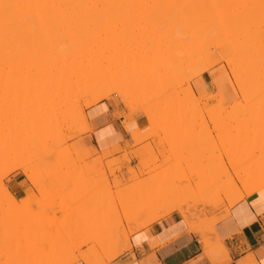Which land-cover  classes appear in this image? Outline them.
<instances>
[{"label": "rangeland", "instance_id": "obj_1", "mask_svg": "<svg viewBox=\"0 0 264 264\" xmlns=\"http://www.w3.org/2000/svg\"><path fill=\"white\" fill-rule=\"evenodd\" d=\"M151 1L153 0H147L146 2L151 3ZM220 1L221 0H210V5L215 2L214 4H218L220 7H225L224 3L226 1ZM147 3H145L146 8L142 5L144 10L142 7L141 11L137 8L140 6L139 4L137 7L134 6L136 4L133 5L135 9L133 8L134 11L132 12H134V17L136 15L140 26L137 21L136 23L133 20L134 17H129L131 14L133 16L131 11H129V14L131 13L129 15L124 14L123 10H120V8H124L125 6V3H122V7L121 5L120 8L115 7L119 9H117L118 11L113 10L111 14L105 18L106 20L108 19L107 21L112 20L111 23H106L105 19L104 21L101 19L98 20V23L101 21L99 23L101 26L97 23V25L100 26H97V28L99 29L102 27V30L100 29V33H97L94 38L92 37L89 40L91 42H89L91 49L94 47L92 50L95 49V51H92V58L88 65L91 67L102 66L103 68H107L110 65L112 71L111 73L110 68L108 69V73L106 71L107 74L105 78L101 79L100 84H105L114 78L121 82H126L127 77L132 80V73L133 77L135 75L132 82L129 79L130 82H126V84L132 86L131 88L137 89H135L138 91L137 97L134 93L132 100H128V103H124L121 102L118 95L111 94L115 95L123 104L127 111V116L141 114L143 116L145 115L148 121V130L145 132L135 130L131 133L132 140L134 141L133 145H139V147L130 151L115 147L112 150L97 152L93 150L92 146L85 145L84 134L89 130V127L87 119L85 121L82 116H85L84 106L76 105V102H82L85 97H81L79 94L77 95V93L76 95L74 93L71 95L72 92L77 90L75 87L80 82H77L78 80H76L74 76L70 79H72V81L74 79L77 84L73 81L74 86L71 84V81V86H69L68 83L66 87L69 86L70 89L68 87L65 88L64 86H62V88L61 85L65 84L60 83V87L62 88L60 89V93L61 91H63L62 94L65 93L62 96L58 92L60 87L57 89L58 86H56L59 83H56V85L55 83H50L51 87H49L50 89L47 87V89H49L47 90L45 86H50V84L45 83L42 85L39 82H32L31 84L33 87L30 83L24 84V86H27L26 88L24 87V90L23 85L14 81L13 83L12 80H10V82L9 78H6L7 80L5 79V81L3 80L4 78L2 79L1 77L2 74L5 75V73H8L9 65L11 66L13 64L14 58L13 60L10 59L9 62H11V64H8V61L5 62L3 59V63H5L3 66L0 61V67L2 66V68H0V90H2L0 91V264H54L60 260L61 254L63 257L61 261H63L77 253L79 254L80 252L83 254H89L95 264H108L114 254H121L128 248L125 236L123 237L122 235L123 230L120 222L122 216L121 209L130 200L139 199L142 201H149L152 197H156L155 202L157 204L163 203L165 206L168 205V203L176 202L182 203L183 205L186 204L185 207L189 208V211L194 214H192L193 216L191 218L192 220H195L196 225L200 224L199 226H206L209 219L223 214L226 208L229 207V205H227L228 203L225 201L226 195L233 194L234 188L238 186L240 187V180L245 181L243 186L264 180V104L261 102H264V97L261 95L263 93H258V89L255 90L256 87L253 86V84H255V81H252L253 78H251V80L250 76L248 77L247 75L248 69L250 71V68L252 67H249V65H247L248 67L246 66V63L253 65L257 61L254 59L257 57L253 56L249 57V59L253 58L255 62L246 59V56H250L254 49L248 48V51L251 50V52L247 53L246 51L247 55L245 53L242 55L241 52L243 51L240 50L241 56H245L243 58L247 61L243 60L241 63H238L235 59L237 62H233L234 64H226L229 61L226 62V59H229L228 56L230 55H228V49H226L228 45L225 48V52L223 46L221 47V43L220 45H218V42L215 44V42L212 41L213 37L216 35L215 30H211V35L209 36H213L212 39L210 38L212 42H210V39H205L208 43L213 44L214 42V44L209 47L210 54L206 55L207 57L209 56L210 60L208 61H210V63L208 62V64H206L208 65L207 69H201L202 72L200 73L201 70L199 68L200 71L195 69L197 68V62L199 61L200 63V60H197L199 57L196 59L197 62L194 66L190 64L191 62H187V64H185L186 61L185 63L179 62L177 60L178 58L176 57V59L175 56L178 54L176 53V50L177 52L180 51L179 54H182L181 50H185L181 47L182 45L184 48V42H186V44L188 43L189 47L205 46L207 48L209 45L204 41L203 36L201 37L202 39L198 38L201 43L197 39L195 40V38H190L187 34L188 32H186L187 29L189 30L186 26V24L188 25L186 20H184L187 28L185 29L186 31L182 29L185 28V26L183 27V22L181 24L174 21V23H179L175 25H181L179 26V29L177 27L178 31L175 32L174 30H176V28L174 29L172 26L174 23H172L171 19L163 20L159 18L163 22H166L165 20H170L169 23H160L161 20L155 18L158 20V26L155 20L150 21H153L156 24H153L152 22L151 24L148 23L150 22L148 19V25H143L145 22H142L140 16L142 19L144 16L145 18L143 20L147 21L146 19L149 17L150 19L154 16L157 17L159 15L157 11H160L158 8L159 6L156 9L154 8L155 11L158 9L156 11L158 15H154V9L152 10V8L149 7L151 5ZM229 3L232 4L231 2ZM247 3H245V5ZM250 3H253V1ZM115 4L118 5L119 3H116L115 1ZM240 4L243 5L239 2V4L237 3L233 6H236V8L237 6H240L238 8L242 9L244 6L241 7ZM152 5H154V3ZM247 6L250 5L247 4ZM129 7H126L127 9H125L127 12ZM131 7L129 9H131ZM149 8H151V12L149 13L153 12L152 15L147 13ZM241 9H238V11ZM136 10L138 11L135 12ZM114 11H116V13L112 14ZM120 11L123 12V16ZM235 11L237 10L234 8L233 12ZM118 12H120V14ZM127 12L125 11V13ZM139 12H141L142 15ZM117 13L118 15H116ZM120 15L122 17L128 15L129 18L127 17L128 19H126L125 17L123 19ZM240 15H243V13ZM240 15L238 16L237 14V16L235 15L236 17L234 16L236 21ZM130 18H132V20H130ZM181 19L179 18V21ZM120 20H123V24L125 25H123ZM130 21H134L133 23H136L137 26L136 24H132V28H130ZM181 21H183V19ZM236 21L229 23L231 30L236 26L234 25L237 24ZM116 23H118V26H116ZM126 23L130 24L126 25ZM170 23L172 24L171 26ZM227 24L228 23L222 27H220L221 25L217 26L222 33H220L215 26L214 28L219 34L222 35L225 33L229 38L230 36L232 37L231 34L233 32L230 34L229 26ZM167 25L173 27V31L170 32ZM111 26H116V30L112 31L114 27L111 29ZM161 26L163 28H161ZM95 28L96 26H94V29ZM97 28L96 30H98ZM123 28L125 29L121 30L119 34V30ZM180 28L183 32L185 31V35H182L183 32H181ZM106 30L108 33L111 31L112 34H108ZM250 30L249 32H251ZM254 30H257L256 27ZM254 30H252V32H254L253 34L256 33V36L250 33L248 34L249 36L251 35L255 37L256 39L254 40L256 41H254L252 37L247 36L248 34H246L245 38L243 37L244 41L245 39L249 40L252 38L250 40H253L260 47V44H263L264 36L260 38L262 35L260 33L261 35L259 34L260 36L258 39V31ZM162 31V34H165L166 32V35L168 32V34L171 33V37L170 35H168L169 38L165 35L167 39H162L160 37L161 42H159V37L157 35H159L158 32ZM101 32H105V34H107V36L105 35L106 37H109V35L112 36L110 39L114 41L111 42L112 40L110 41V39H108L107 42L106 37H103V33ZM121 33H123V35H121ZM212 33H214V35ZM201 35H199V37ZM207 35L208 34H206V36ZM161 36L164 37L163 35ZM121 37H124V39ZM156 37L158 38L157 42L156 40H153L156 39ZM223 37L221 36L220 38ZM227 37H225V39L228 41L231 37L229 39ZM103 38L105 42H110L109 46L102 41ZM243 38H241V40ZM169 39H173L174 41ZM182 39L184 40L182 41ZM185 39H187V41ZM260 39L263 40L259 41ZM188 40H191L190 44ZM231 40L232 39L229 41ZM138 41H140V43H137ZM193 41H195V44H192L194 43ZM196 41L201 45H198ZM253 41L249 44L252 45ZM155 43L161 45L155 46ZM180 43L182 44L180 45ZM227 43H224L223 45H226ZM137 44L140 45L138 46ZM178 45L181 47L179 50ZM188 45L185 46L186 49ZM136 46L138 48H136ZM188 49L186 51H188ZM230 49L232 48L230 47ZM167 51L170 52L168 53ZM223 51L225 55L223 54ZM1 53L2 52H0V54ZM233 54L234 53L232 52V55ZM115 55L120 56L116 58ZM2 56L0 59L3 58ZM5 56L6 59H8V55L4 54V57ZM202 56L205 58L204 54ZM222 56H225V58L223 59ZM124 57H126V59L128 58L126 62H124ZM170 57L173 61L170 60L169 62ZM110 59H112V64H110ZM115 59H121V62L119 61L118 63L122 66L121 68L118 66L119 69L116 68L117 70L115 69L113 71L115 68L114 66H117L118 64L117 62V64H114L116 61ZM213 60H215L212 62L214 64H211V61ZM167 61L170 64L171 62L176 63H172L171 66H174L171 67ZM205 61L207 62V60L204 59V62ZM153 62H156L154 65L157 67L153 65ZM150 64L152 65L150 66ZM112 65L114 68L111 67ZM230 65H235L233 68L236 69L231 68ZM187 66L189 67V70L187 69ZM191 66L194 67V71L196 70L199 72L198 75L194 76V74L190 79L185 73L188 71L189 73L187 72V74L192 75L191 73L193 71L191 70H193V68ZM243 66L246 67L247 72L245 71V68L242 69ZM256 70L257 68L255 71ZM183 71H185V73ZM234 71L239 72L240 78L239 76H236V74H233L235 73ZM108 74H110V76ZM250 74L253 77L254 73ZM259 75L258 76L261 77V79L259 78L258 80L257 77V79L254 80L262 82L261 80L264 78L262 71ZM236 79L245 81L247 84V93L245 90V92L238 90V86H241L242 84L238 85L240 84V82H238V84L235 85V82H237ZM262 84L263 86L261 89L264 91V83L262 82ZM187 85L190 87L188 91ZM257 85H259V82ZM15 86L17 87V90H15ZM52 86L54 87L52 88ZM42 89H46V92L43 91L45 94L42 92ZM261 89L259 88V91L262 92ZM189 91L192 96L194 95L193 97H195V99L192 96H189ZM255 91L257 93H255ZM13 92L15 94H13ZM9 93H12L13 95ZM138 93L141 94L138 95ZM244 93L246 94L244 95ZM248 94L252 95L248 96ZM42 96L45 97L43 98ZM66 99L68 100L67 102L65 101ZM40 104H42V106ZM41 109L42 111L40 112L39 110ZM59 109L60 111L62 109L61 113ZM23 137H25V139ZM137 152L141 154L140 157L133 156L134 153ZM116 153H119V155H115ZM131 159H133V161H131ZM223 164L227 168L226 173V168H221L224 175L219 171V167ZM19 165H22V168H26V173L27 175L29 174V176H27L25 172H22V168L18 167ZM15 167L16 169H14ZM234 168L236 170H234ZM200 169L205 170V172L201 171L204 172L205 178H213V181L217 182L219 180L221 183L218 181L220 184L219 186L217 185L218 183L211 185V187L207 186L208 190L205 189L203 194L202 192H198L197 194H194L195 196H191V198L190 195L186 194L188 196L187 199L186 195H184L185 193L182 192V188H188L187 186L191 187L192 185H195L194 182L196 183L197 180L200 182V176L199 178H196L198 176L195 174V179L191 176L194 174L191 171L195 170L200 172ZM233 171H237L235 172L237 175L234 176V178L232 177L231 181L229 176L233 174ZM134 173L139 177H136ZM200 173L199 175H201ZM14 175L18 176L17 179H21L23 183L24 191L21 193L22 196H20V198L25 195V191L30 193L28 201L21 199L17 205H14L15 207L12 206L10 208V206L7 207V198L6 196L4 197V193L1 192V190L4 191L5 188H7L11 193L10 182L12 180L11 177ZM225 176H228L229 179L226 180L227 178ZM65 178H72L76 182L69 188L59 189L60 187L55 183H58V181ZM90 180L93 181V186L101 181L108 184L100 194L101 197L99 196L96 200L92 199L91 201L88 200V197H85V190H87L89 185L88 182ZM213 181L211 183H213ZM31 182H33V184ZM164 183L168 184L166 185V188H169L170 186L175 188V190L172 189V187L170 188L173 190L171 193L175 192V195H171L169 189L167 190L166 188L161 192L156 191L157 189L162 188L163 186L160 188L159 186L164 185ZM177 187H181V189L178 188V191L182 192V194L177 192ZM2 188H4V190ZM73 190L76 193L66 202L67 204L61 207L51 205V200L58 196V193L60 194L61 191L70 192ZM257 194H262L264 196V191L260 189ZM218 197H220L222 201L218 199ZM242 198L236 197L233 204ZM218 201L221 202L217 203ZM187 204L191 206L189 207ZM191 207L194 209H191ZM182 215L184 218H187L185 214ZM125 223L126 222H124V224ZM124 226L132 228L134 227V224H125ZM205 233L209 237L207 247H215L216 242H214V240L210 238V235H208L209 231H205ZM104 239L110 240H108V246H105V248L96 247V242ZM81 241L82 243H80ZM72 244H75L76 246L79 244V246H77L78 248H73L75 245ZM63 246L65 247V250ZM67 246L71 248H67ZM76 263L84 264L81 260Z\"/></svg>", "mask_w": 264, "mask_h": 264}, {"label": "bare ground", "instance_id": "obj_2", "mask_svg": "<svg viewBox=\"0 0 264 264\" xmlns=\"http://www.w3.org/2000/svg\"><path fill=\"white\" fill-rule=\"evenodd\" d=\"M115 1H116V3H119L118 5H116L115 4ZM147 0H112V2H111V0H0V52H2L0 55L3 57L2 59H0V61H1V63H2V66L3 65H5V63H3V59L5 60V62L6 61H8L7 63L8 64H11V62H9L10 61V59H12L13 60V58H14V60H13V64L10 66L9 65V68H8V73L6 74L5 73V75H3L2 74V72H1V74L3 75H1V77H2V79L3 80H5L6 78L8 79L9 78V81L10 80H12V82L14 81V82H17L18 84H21V85H23V89H24V87L26 88L27 86L25 85L24 86V84H31L32 82L34 83H36V82H39V83H41L42 85L43 84H45V83H48V84H50V83H55V85H56V83H59L58 85H56V86H58L57 87V89L60 87V85L61 84H65V85H61V87L62 86H64L65 88H69V86H71V84L72 85H74L73 83L75 82V84H77V82H79V84L74 88L76 91L75 92H72L71 93V95L74 93L75 95H76V93H77V95L79 94V96H81V97H85L84 99H83V101L80 103L79 101L78 102H76V105L78 106H84V108L85 107H88V106H91V105H93V104H95L96 102H98V101H100V100H102V99H105V98H107V97H109L111 94H116V95H118L119 97H120V100H121V102H124V103H128V100H132V96H133V94L135 93V95H136V97H137V92L138 91H136L137 89L136 88H131L132 86H128L127 84H126V82L127 83H129L130 82V80L128 79V77H127V79H128V81H127V79H126V82L125 81H120V80H118V79H115L114 77H111V78H114V79H112V80H109V82H107V83H105V84H100L101 82V79L102 78H105V76H106V74L109 72V68H110V65H109V67H107V68H103L102 66H97V67H91V66H89L88 65V63L90 62V60H91V58H92V54H93V52L92 51H95V49L94 50H92L91 49V47H90V45H89V40L93 37L94 38V36L97 34V33H100V29L102 28H97V26L98 27H100L101 26V24H99L101 21H99V23H98V20H102V21H104V19L105 18H107L110 14H111V12L113 11V10H117L118 8H115V7H119L120 8V5L122 4V3H125V6H124V8L122 7V5H121V7L122 8H120V10L122 11L123 10V12H124V14H129V11H131V13H133V16H132V14L129 16V17H134V12H132V11H134V9H135V7H137V5L139 4L140 6L139 7H137L140 11L142 10V5H144V7H145V3H147L146 2ZM153 1H155V2H153ZM153 1H151V3L153 2L154 3V5L156 6H154V5H152L151 3H147V4H150L151 6H149V5H147V6H149V7H151L152 8V10L155 8H157L158 6V8L160 9V11H157L158 13H159V15L157 14V12L155 11V9H154V15L155 14H157L158 16L156 17V16H154L153 18H151L150 19V17L149 18H147L146 20L147 21H145V20H143L145 17L143 16V19L141 18V16H140V19L142 20V22H145V23H143V25H146L147 24V22H148V19H149V21L150 20H155V22H157V26H158V20L157 19H155V18H161V19H171V21H172V23H174V21H176V22H179V23H181L182 24V22H183V27L185 26V21L184 20H186L187 22H188V25H190V26H188L187 24H186V26L189 28V30L186 28V26H185V28H182L183 30H185V29H187V31L186 32H188L187 34H188V36H190V38H192V39H194L195 38V40L197 39L198 40V38H201L202 36H203V39H204V41H205V39L207 38L208 40L211 38L212 39V37L213 36H209V35H211V30H215V36L213 37V39H212V41H214L215 42V44H216V42H218L219 44L218 45H220V43H221V47L223 46V48H224V51L226 52V50H225V48H226V46H227V48L226 49H228V51H227V53H228V55L230 54V55H232V52L234 53L232 56H228V58L229 59H226V62L228 61V63H226V64H234L233 62H235L236 60L238 61V63H241V61H243V60H246V59H248V60H250V61H252L253 60V62H255L256 60V62L252 65V64H247L246 63V66L247 65H249V67H252V68H250V71H249V69H248V73H247V75H248V77L250 76V79L251 78H253V80L252 81H255V84H253V86L254 87H256L255 88V90H257L258 91V93L260 92V94L261 93H263V94H261L263 97H264V91L261 89L262 88V86H263V84H262V82L264 83V78L261 80L262 82H260V81H258L259 80V78L261 79V77H259L260 75H259V73L261 74V71H262V73H263V75H264V66H263V64H264V41H263V44L261 45L260 44V42H259V44H260V47H259V45L258 44H256L254 41H256V40H254V39H256L255 37H253V36H249V34L248 33H250V34H252V35H255L256 36V33L255 34H253L254 32H252V30H254L255 29V27H256V29L257 30H254V31H258L257 32V35H258V39H259V36H260V38L261 37H263L264 35V0H249L250 2H252L253 1V3H250L248 0H221V1H226L225 3H224V6L225 7H220V6H218V4H214L215 2H213L211 5H210V0L209 1H207V0H153ZM220 1V2H221ZM236 1V2H235ZM245 1V2H244ZM145 2V3H144ZM207 4H206V3ZM229 2H231L232 4H230L229 3V5H228V3ZM239 2L240 3H242L243 5H241V7H243L242 9L241 8H238V7H240V6H237V8H236V6H233V5H235V4H239ZM248 2V3H247ZM113 5H112V4ZM156 3V4H155ZM209 3V4H208ZM245 3H247L248 5H250V6H247V4L245 5ZM111 4V5H110ZM128 4V5H127ZM134 4H136V5H134ZM116 5V6H115ZM127 5V6H126ZM129 5H130V7L131 6H133V7H131V9H129L130 7H129ZM112 6V7H111ZM153 6V7H152ZM208 6V7H207ZM211 6V7H210ZM111 7V8H110ZM114 7V8H113ZM126 7H129L128 8V12H127V10H125V9H127ZM144 7H143V10H144ZM134 8V9H133ZM141 8V9H140ZM146 8V7H145ZM151 8H149V10L148 9H145V10H148V12L147 13H149V12H151ZM234 8L237 10V11H235V12H237V13H235V12H233L234 11ZM238 9H241V10H239L238 11ZM119 10V9H118ZM117 10V11H118ZM127 12V13H125V11ZM120 11V12H121ZM138 10H136L135 12H137ZM243 11V12H242ZM120 12H118L119 14H120ZM123 12H121V14H122V16H123ZM156 12V13H155ZM114 13H116V11H114L112 14H114ZM118 13L116 14V15H118ZM139 13H141V12H139ZM146 13V14H147ZM241 13H243V15H240ZM136 14V13H135ZM149 14H153V12L152 13H149ZM237 16V14H238V16L240 15V19L239 18H237V21H236V16ZM141 15H142V13H141ZM144 15H145V13H144ZM148 15V14H147ZM121 15H120V17L121 18H125L126 17V19H128L129 17H128V15H124L125 17H122ZM146 16V15H145ZM235 16V17H234ZM128 17V18H127ZM120 18V19H121ZM132 18H130V20H132ZM136 18V15H135V17L133 18V20L136 22H138V20H137V18ZM177 18V19H176ZM179 18L181 19H183V21H179ZM140 19H139V21H140ZM161 19H159V20H161ZM174 19H176V20H174ZM234 20V21H232V20ZM94 20V21H93ZM106 20V19H105ZM108 20V19H107ZM106 20V23H111V19H109V20H111V21H107ZM178 20V21H177ZM239 20V21H238ZM91 21H92V23H91ZM121 21V20H120ZM129 21V20H128ZM127 21V22H128ZM133 21V22H134ZM153 21H150V22H148V23H150L151 24V22L153 23V24H156V23H154ZM166 22H163L162 20L160 21V23H169L170 22V20H165ZM237 22V24H234V25H236L235 27H233L232 28V30L230 29V25H229V23H231V22ZM114 22H115V20H114ZM114 22H112V23H114ZM123 20L121 21V23L123 24ZM126 22V21H125ZM131 22V21H130ZM133 22H131V24L130 23H126V25L127 24H130V28H132V24H136V23H133ZM174 23L173 25L170 23V26L172 25L173 27H174V29L176 28V30H174L175 32L176 31H178V29H179V26H181V25H175V24H179V23ZM94 23V24H93ZM96 23V24H95ZM97 23L100 25H97ZM120 23V24H121ZM139 23V22H138ZM159 23V24H160ZM226 23H228L227 25L229 26V30H230V34H231V32H233L231 35H232V37L230 38V39H232L231 41H229L230 39L227 37L228 35L227 34H225V33H223L224 34V37H223V34L221 35V34H219L218 33V31H220L218 28H217V26H220V27H222V26H224ZM92 26H91V25ZM103 24V23H102ZM104 24H105V22H104ZM103 24V25H104ZM115 24V23H114ZM118 23H116V26H118L117 25ZM112 25V24H111ZM123 25H125V24H123ZM123 25H121V26H123ZM148 25V24H147ZM163 25V24H162ZM94 26H96V28L98 29V30H96V28L94 29ZM116 26H111V29H112V31H114V30H116L115 29V27ZM129 26V25H128ZM136 26H137V24H136ZM139 26H140V23H139ZM155 26V25H154ZM164 26V25H163ZM170 26H168L167 25V28L169 27V31L171 32V31H173L172 30V28L173 27H170ZM214 26H215V28L218 30H216L215 28H214ZM227 26V27H228ZM262 26V27H261ZM165 27V26H164ZM177 27H178V29H177ZM214 29H213V28ZM254 27V28H253ZM107 28V27H106ZM117 28V27H116ZM119 28V27H118ZM159 28H160V26H159ZM161 28H163L162 26H161ZM166 28V27H165ZM171 28V29H170ZM225 28V27H224ZM253 28V29H252ZM110 29V30H111ZM125 28H123V29H120L119 30V34H120V31L121 30H124ZM129 29V28H128ZM128 29H126V30H128ZM181 28H180V30H181V32H183V30H182ZM250 29H252V30H250ZM102 30V29H101ZM108 30V29H107ZM106 30V31H107ZM208 30H209V32H208ZM248 30V31H247ZM249 30L252 32H249ZM164 31V30H163ZM163 31L162 32H158L159 33V35H157L158 37H159V42H161L160 40H161V38L162 39H167V37H168V35H170V37H171V33L170 34H168L167 33V35H166V32H165V34H162L163 33ZM166 31H168V30H166ZM184 31V32H185ZM205 31V32H204ZM216 31H217V33H216ZM184 32H183V34L182 35H185L184 34ZM203 32V33H202ZM213 32V31H212ZM101 33H103V37H106L107 36V34H105V32H101ZM107 33H108V31H107ZM110 34H112L111 33V31L109 32ZM108 33V34H109ZM158 33H156V34H158ZM220 33H222L221 31H220ZM261 33V34H260ZM163 35L164 37H162L161 35ZM202 34V35H201ZM206 34H208L207 36H206ZM213 35H214V33H212ZM221 37H223V38H220L218 35ZM229 34V35H230ZM243 34H244V36H243ZM246 34H248L247 36H249V37H252L253 38V44H254V46L256 47H254L253 46V44L251 45V44H249V43H252V41L250 40V39H252V38H250L249 39V37H248V39L250 40H247V39H245V41H244V38H245V36H246ZM260 34V35H259ZM106 35V36H105ZM117 35V34H116ZM115 35V36H116ZM121 35H123V33H121ZM167 37H166V36ZM199 35H201L200 37H199ZM204 36H205V38H204ZM110 37H112V36H110L109 35V37H106V41L108 40V39H110ZM161 37V38H160ZM166 37V38H165ZM185 37V36H184ZM186 37H187V35H186ZM197 37V38H196ZM216 37V38H215ZM225 37H227L229 40L227 41L226 39H225ZM244 37V38H243ZM121 38H123L124 39V37H121ZM120 38V39H121ZM155 38V37H154ZM169 38V37H168ZM181 38V37H180ZM179 38V39H180ZM189 38V37H188ZM187 38V39H188ZM241 38H243L242 40H241ZM247 38V37H246ZM187 39H185L186 41H187ZM191 39V40H192ZM202 39V38H201ZM206 39V40H207ZM211 39H210V42H212L211 41ZM215 39H217V40H215ZM223 39H224V42H223ZM263 39H264V37H263ZM263 39H260L259 41H261V40H263ZM112 39H110V41H111ZM153 40H156V42L158 41V38L156 37V39H153ZM169 40H171V39H169ZM184 39H182V41H183ZM190 40V41H191ZM219 40H220V42H219ZM247 40V41H246ZM94 41V40H93ZM92 41V42H93ZM102 41L106 44L107 42H105L104 41V38L102 39ZM114 40H112L111 42H113ZM141 41H143V40H141ZM171 41H174L173 39L171 40ZM189 41V40H188ZM189 41V44L191 43ZM199 41V40H198ZM226 41V42H225ZM181 42V41H180ZM194 43H192V44H195V41H193ZM197 42V41H196ZM200 42V41H199ZM205 42H207V41H205ZM214 42H213V44H214ZM229 44H228V43ZM258 42V41H257ZM91 43V42H90ZM104 43H103V45H104ZM110 43V42H109ZM109 43H107L108 44V46H109ZM124 43V42H123ZM137 43H140V41H138ZM172 43V42H171ZM201 43V42H200ZM199 43V44H200ZM202 43H204V42H202ZM224 43H227L226 45H223ZM93 44H94V42H93ZM106 44V45H107ZM112 44V43H111ZM114 44H115V42H114ZM113 44V45H114ZM154 44V43H153ZM182 43H180V45H181ZM185 46L186 45H188V43L186 44V42H184L183 43ZM197 44H198V42H197ZM198 44V45H199ZM206 44V43H205ZM204 44V45H205ZM212 43H208L207 42V45H209V46H207V48L205 47H202V46H193V47H189V45L187 46V49L188 48H190V49H188V51H186L187 49H186V47L184 46V48H183V46L181 45V47H182V49L184 50V51H182L181 50V53L182 54H179V52L180 51H178L177 52V50H176V53H178L176 56H175V58L179 61V62H181V63H185V61H186V63L185 64H187V62H191L190 64L191 65H194L195 66V63L197 62V60H200V63H199V61L197 62L198 64H196L197 65V68H195L196 70H201V69H204V70H206L207 69V67H208V65H206V64H208V62L210 63V61H208V60H210V58H209V56L207 57L206 55H209L210 54V49H209V47L211 46V45H213ZM89 45V46H88ZM92 45V44H91ZM116 45H117V43H116ZM138 46L140 45V44H137ZM156 45H161V44H156L155 43V46ZM201 45V44H200ZM230 45V46H229ZM258 46V49H257V46ZM101 46V45H100ZM105 46V45H104ZM118 46V45H117ZM116 46V47H117ZM142 46V45H141ZM171 46V45H170ZM175 46H177V45H175ZM191 46V45H190ZM225 46V47H224ZM262 46V47H261ZM96 47V46H95ZM154 47V46H153ZM152 47V48H153ZM179 47V48H178ZM178 50L181 48L179 45H178ZM230 47L232 48V49H230ZM107 48V47H106ZM135 48V47H134ZM136 48H138L137 46H136ZM151 48V47H150ZM248 48L249 49H254V51L252 52V54H250V56L249 55H247V53L248 52H251V50H249L248 51ZM156 49H158V48H156ZM164 49V48H163ZM247 49V50H246ZM256 49V50H255ZM118 50V49H117ZM139 50V49H138ZM166 50V49H165ZM172 50V49H171ZM173 50H175V49H173ZM190 50V51H189ZM214 50V49H213ZM234 50V51H233ZM243 51V52H241V51ZM109 51H111V50H109ZM116 51V50H115ZM136 51H137V49H136ZM155 51V50H154ZM186 51V52H185ZM224 51H223V54L225 55V53H224ZM229 51H230V53H229ZM246 51H247V53H246ZM113 52H114V50H113ZM168 52V51H167ZM170 52V51H169ZM168 52V53H169ZM183 52H185V53H183ZM242 53V55L245 53L247 56H248V58H247V56H246V59H244L243 57H245V56H241V53ZM141 53V52H140ZM4 54L5 55H8L9 57H12V58H9L8 56H7V58L9 59H6V56L4 57ZM112 54V53H111ZM172 54H173V52H172ZM174 54H175V51H174ZM204 54V56H205V58L202 56ZM263 54V55H262ZM113 55V54H112ZM237 57H236V56ZM261 55V56H260ZM1 56H0V58H1ZM118 56H120V55H115V57L117 58ZM172 56V55H171ZM241 56V57H240ZM257 57V58H254L255 59V61H254V59L253 58H250L249 59V57ZM113 57V56H112ZM111 57V58H112ZM114 57V58H115ZM199 57V58H198ZM223 57V56H222ZM226 57H227V54H226ZM236 57V58H235ZM240 57V58H239ZM164 58V57H163ZM173 58V57H172ZM198 58V59H197ZM209 58V59H208ZM214 58V57H213ZM225 58V56L223 57V59ZM241 58H243V59H241ZM76 59H77V61L78 60H81V61H76ZM128 59V58H127ZM126 57H124V62H126ZM174 59V58H173ZM175 59V60H176ZM197 59V60H196ZM204 59L205 60H207V62L205 61L204 62ZM236 59V60H235ZM241 59V60H240ZM11 60V61H12ZM114 60V59H113ZM116 60V59H115ZM149 60V59H148ZM166 60V59H165ZM170 60H171V57H170V59H169V62H170ZM182 60V61H181ZM196 60V61H195ZM220 60V59H219ZM261 60H263V61H261ZM110 62L112 61V59H110L109 60ZM121 62V59L120 60H116L115 62H114V64H117L118 62ZM146 61H147V58H146ZM161 61V60H160ZM159 61V62H160ZM171 61H173V60H171ZM184 61V62H183ZM195 61V62H194ZM204 63H203V62ZM215 60H213V61H211V64H214V63H212V62H214ZM218 61V60H217ZM216 61V62H217ZM236 61V62H237ZM240 61V62H239ZM247 61V60H246ZM117 62V63H116ZM122 62H123V60H122ZM144 62V61H143ZM150 62V61H149ZM168 62V61H167ZM166 62V63H167ZM168 62V63H169ZM194 64H193V63ZM249 62V61H248ZM259 62V63H258ZM261 62H263V63H261ZM113 62H111L110 64H112ZM154 63L156 64V62H153V65H154ZM172 63L173 62H171V64H170V66L172 65ZM176 63V62H175ZM175 63H173V64H175ZM178 63V62H177ZM180 63V64H181ZM188 63V64H189ZM120 63H118L117 64V66H114L113 67V65L111 66L112 68H114L113 69V71L117 68V69H119V68H121V66L122 65H119ZM123 64H126V63H123ZM149 64V63H148ZM161 64V63H160ZM179 64V63H178ZM202 64V65H201ZM204 64V65H203ZM261 66H260V65ZM152 64H150V66H151ZM199 65V66H198ZM252 65V66H251ZM2 66L0 67V68H2ZM6 66H8V65H6ZM108 66V65H107ZM118 66H119V68H118ZM148 66V65H147ZM150 66H148V67H150ZM155 66V65H154ZM174 66V65H173ZM173 66H171V67H173ZM204 66V67H203ZM229 66V65H228ZM231 66V65H230ZM235 66V65H234ZM234 66H231V68H233ZM155 67H157V66H155ZM171 67H169V68H171ZM188 67V66H187ZM192 67V66H191ZM209 67H210V65H209ZM240 67V66H239ZM248 67V66H247ZM151 68H153V67H151ZM167 68V67H166ZM193 68V70H191V71H193L191 74L192 75H188L187 74V69L189 70V67L186 69V73H185V71H183L187 76H188V78L190 77V79L193 77V75L194 76H196V75H198V72L200 71H194V67H192ZM199 68V69H198ZM243 68H245V71L247 70L246 69V67L245 66H243L242 67V69ZM257 68V70L255 71V69ZM116 69V70H117ZM139 69L141 70V68L139 67ZM145 69V68H144ZM161 69V68H160ZM233 69H236V68H233ZM4 70V69H3ZM131 70V69H130ZM129 70V71H130ZM154 70V69H153ZM166 70V69H165ZM203 70V71H204ZM255 71V72H253V71ZM261 70V71H260ZM106 71H107V73H106ZM143 71V70H142ZM144 71H146V70H144ZM149 71V70H148ZM239 71V70H238ZM260 71V72H259ZM3 72H5V71H3ZM110 72L112 73V71H111V68H110ZM133 72V71H132ZM131 72V73H132ZM152 72V71H151ZM150 72V73H151ZM156 72V71H155ZM162 72V71H161ZM202 72V70L200 71V73ZM235 73H233V74H236V76H239V78H240V75H239V72H236V71H234ZM247 72V71H246ZM257 72H259V73H257ZM110 73V74H111ZM130 73V74H131ZM139 73H140V71H139ZM142 73V72H141ZM147 73H149V72H147ZM189 73V72H188ZM237 73H238V75H237ZM241 73V72H240ZM250 73H254L253 74V77H252V75L250 74ZM110 74H108L109 76H110ZM144 74V73H143ZM9 76V77H7V76ZM140 76H142L141 74H139ZM145 75V74H144ZM143 75V76H144ZM153 75V74H152ZM157 75V74H156ZM256 76V78H255V76ZM259 75V76H258ZM6 76V77H5ZM72 76H74V78L76 79V80H78L77 82L73 79V81H72V79H70ZM109 76H108V78H109ZM111 76H112V74H111ZM150 76V75H149ZM192 76V77H191ZM130 77V76H129ZM134 77H135V75H134ZM134 77H133V73H132V80L134 79ZM186 77V76H185ZM257 77H258V80H254V79H257ZM11 78V79H10ZM155 78V77H154ZM188 78L186 77V79L188 80ZM6 79V80H7ZM234 79H235V75H234ZM246 79V78H245ZM2 80V81H3ZM5 80V81H6ZM132 80H131V82H132ZM237 80V79H236ZM240 80V79H239ZM237 80V82H235V85L236 84H238V82H240V84H238V85H241V86H238L239 87V89L238 90H240L241 92L243 91V92H245L246 91V87H247V84L245 83V81H243V80ZM71 81H72V83H71ZM259 82V85H257L258 84V82ZM11 82V81H10ZM13 82V83H14ZM188 82V81H187ZM1 83V82H0ZM61 83V84H60ZM69 83V84H68ZM71 83V84H70ZM69 85V86H67L66 87V85ZM131 84V83H130ZM248 84H249V82H248ZM4 85V84H3ZM9 85V84H8ZM17 85V84H16ZM32 85V84H31ZM75 86V85H74ZM73 86V87H74ZM249 86V85H248ZM261 86V87H260ZM6 87V86H5ZM16 87V86H15ZM19 87H20V85H19ZM29 87V86H28ZM32 87H33V85H32ZM46 87V89H47V87L49 88V87H51V84H50V86H45ZM54 86H52V88H53ZM59 88L58 90V92L60 93V89H62V88ZM98 87H100V88H98ZM130 87V88H129ZM133 87H135V86H133ZM235 87H237V86H235ZM241 87V88H240ZM2 88V87H1ZM43 88H44V86H43ZM97 88H98V90H97ZM259 88L262 90V92L261 91H259ZM46 89H42V92L43 91H45L46 92ZM50 89V88H49ZM49 89H47V90H49ZM56 89V88H55ZM70 89V88H69ZM73 89V90H74ZM96 89V90H95ZM136 89V90H135ZM188 89H190V87H189V85H187V91H188ZM253 89V88H252ZM5 90V89H4ZM14 90V89H13ZM15 90H17V87H16V89ZM25 90V89H24ZM32 90V89H31ZM64 90V89H63ZM245 90V91H244ZM0 91H2V90H0ZM65 91V90H64ZM191 91V90H190ZM190 91L188 92V93H190ZM19 92V91H18ZM41 92V91H40ZM62 92L63 91H61V93H60V95L62 96V95H64V94H62ZM192 92V91H191ZM248 92H250V91H248ZM44 93V92H43ZM246 93H247V91H246ZM246 93H244V95L246 94ZM255 93H257L256 91H255ZM9 94H12V93H9ZM13 94H15L14 92H13ZM12 94V95H13ZM28 94V93H27ZM38 94H39V92H38ZM45 94V93H44ZM58 94V93H57ZM68 94V93H67ZM141 94V93H140ZM139 93H138V95H140ZM242 94V93H241ZM40 95H42V94H40ZM59 95V96H60ZM250 95H252V94H248V96H250ZM29 96V95H28ZM39 96V95H38ZM189 96H192V94L190 93V95ZM194 96V95H193ZM192 96V97H193ZM260 96V95H259ZM262 96H260V97H262ZM43 98L45 97V96H42ZM69 97V96H68ZM67 97V98H68ZM78 97V96H77ZM80 97V98H81ZM59 98V97H58ZM64 98V97H63ZM194 99H195V97H193ZM209 98V97H208ZM244 98V97H243ZM251 98V97H250ZM37 99V98H36ZM42 99V98H41ZM72 99V98H71ZM76 99V98H75ZM188 99V98H187ZM207 99V98H206ZM248 99V98H247ZM246 99V100H247ZM264 99V98H263ZM43 100V99H42ZM191 100H193V99H191ZM39 101V100H38ZM66 102L68 101L67 99L65 100ZM196 101V100H195ZM204 101V100H203ZM218 101V100H217ZM65 102V103H66ZM263 104H264V102L263 101H261ZM42 103V102H41ZM42 104H44V103H42ZM42 104H40L41 106H42ZM217 104V103H216ZM215 104V105H216ZM198 105V104H197ZM214 105V107L216 108V106ZM60 106V105H59ZM217 106H218V104H217ZM38 107H39V104H38ZM67 107V106H66ZM213 107V106H212ZM43 108V107H42ZM68 108V107H67ZM199 108V107H198ZM40 109V108H39ZM53 109V108H52ZM45 110V109H44ZM40 112L42 111V109L41 110H39ZM59 111H60V109H59ZM61 111H62V109H61ZM61 111H60V113H61ZM75 111V110H74ZM35 112H36V110H35ZM71 112V111H70ZM34 113V112H33ZM47 113V112H46ZM58 113V112H57ZM59 114V113H58ZM64 114V113H63ZM62 115V114H61ZM32 116H33V114H32ZM37 116V115H36ZM48 116V115H47ZM83 116V119L86 121V116H84V115H82ZM124 116V115H123ZM126 122V121H125ZM46 128V127H45ZM51 128V127H50ZM49 130V129H48ZM50 131V130H49ZM48 131V132H49ZM53 131V130H52ZM51 131V132H52ZM39 135H41V134H39ZM79 135V134H78ZM24 139H25V137H23ZM137 140V139H136ZM138 141V140H137ZM74 162V161H73ZM88 162V161H87ZM75 163V162H74ZM24 165V164H23ZM220 165V164H219ZM22 165H19L18 167H20V168H22L21 167ZM224 166V164L223 165H221L219 168V171H220V173H222V171H221V168L223 169V168H226L225 166ZM227 166V165H226ZM17 167V166H16ZM16 167L14 168V169H16ZM17 167V168H18ZM229 168V167H228ZM22 170V172H25V174L27 175V173H26V168L24 167V168H22L21 169ZM198 170V169H197ZM234 170H236L235 168H234ZM199 171V170H198ZM201 171H204L205 172V170H202V169H200V172ZM226 171H227V168H226V170H225V173H226ZM191 172H193L192 174L193 175H191L192 177H194V175L196 174V176H198V177H196V178H199V176L201 177V178H199V180H200V182L197 180L196 181V183L194 182V184L195 185H192L191 187H189V186H187L188 188H186V187H183L182 188V192L183 193H185L184 195H186V194H188V195H190V198H191V196L193 197V195L194 194H197L198 192H202V194L204 193L203 191L206 189V190H208L207 189V186H210L211 187V185H214L215 183L217 184L218 183V181L217 182H215V181H213V178H205V175H204V172H197V171H195V170H193V171H191ZM191 172H190V174H191ZM197 172V173H196ZM235 172H237V171H233V174H231L230 176H229V178L231 179V181H232V177L234 178V176H236L237 174L235 173ZM199 173L201 174V175H199ZM224 173V172H223ZM222 173V174H223ZM135 174V173H134ZM141 174V173H140ZM189 174V175H190ZM198 174V175H197ZM203 174V175H202ZM136 175V174H135ZM224 175V174H223ZM27 176H29V174L27 175ZM138 175H136V177H137ZM139 177V176H138ZM186 177V176H185ZM191 177V178H192ZM195 177H194V179H195ZM203 177V178H202ZM227 179L226 180H228L229 178H228V176H225ZM114 178V177H113ZM115 178H116V176H115ZM184 178V177H183ZM30 180H32V179H30ZM238 180V179H237ZM194 181V180H193ZM213 181V183H211ZM75 180L74 179H72V178H65V179H62L61 181H58V183L56 182L55 184H57V186L58 187H60L59 189H61V188H69V187H71L72 185H74L75 184ZM92 182L93 181H89L88 182V188H87V190H85L86 191V193H85V197H88L89 199V201H91L92 199H97V198H99V196L101 197V193H102V191L105 189V187L106 186H108V184L107 183H105V182H98L95 186H93L92 185ZM239 182V181H238ZM256 182V181H255ZM32 184H33V182H31ZM135 183V182H134ZM133 183V184H134ZM219 183H221V181H219ZM217 184L218 186L220 185V184ZM236 183V182H235ZM0 184H1V182H0ZM131 184V183H130ZM225 184V183H224ZM240 184L242 185H240V187L238 186V187H235L234 188V191H233V194H228V195H226V198H225V201L228 203L227 205H229V207L228 208H226V210H225V212L223 213V214H220V215H218V216H214V217H212L211 219H209L208 220V224L206 225V226H199L200 224H198V225H196V222H195V220H192V216L194 215L193 214V212H190L189 211V208H186L185 207V205H183L182 203H178V202H176V203H168V205H166L165 206V204L163 205V203H159V204H157L156 202H155V200H156V197H152L149 201H142V200H139V199H133V200H130L129 202H127L126 203V205H124L123 207H122V216H121V226H122V235H123V237L125 236V239H126V242H127V246H128V248L130 247V244H129V236H130V234H132V233H134L135 231H138L140 228H143V227H145V226H147L148 224H150V223H152V222H154V221H156V220H158L159 218H161V217H163L164 215H166V214H168V213H170L171 211H173V210H177V211H179L180 213H182V214H185L186 216H187V218H186V220L185 221H187L186 223H188V226L190 227L189 229H191L192 231H194V232H197L198 233V235L200 236V242L203 244V246L205 247V248H207V246H208V240H209V237L207 236V234L205 233V231H209V234L208 235H210V238H214V239H216L217 240V237H216V234H215V232H214V230H213V225L219 220V219H222V218H224V217H226L228 214H229V208L232 206V204L234 203V201H235V198L236 197H245V196H248V195H250V194H253L254 192H257V191H259L260 189L261 190H263L264 191V180H262V181H260V182H257V183H249V185H246V186H243L244 184H245V181L244 180H240ZM54 185V184H53ZM166 185H168V184H165L164 183V185H161V186H159V188L160 187H162V188H160V189H157L156 191L157 192H161L162 190H165V188H166ZM1 186V185H0ZM56 186V185H55ZM3 187V186H2ZM172 186H170L169 188H166L167 190L169 189V191H170V193H171V191H173L172 189H174L175 190V188H173L172 187V189H170ZM182 187V186H181ZM181 187H177V192H180V191H178V188H180L181 189ZM209 188V187H208ZM1 189V188H0ZM3 190H4V188H2ZM1 192H3L4 193V197L6 196V198H7V207H9L10 206V208L13 206V207H15L14 205H17V203L21 200V199H24V201L25 200H27L28 201V197H29V193L30 192H27V191H25V195L22 197V198H20V199H17L13 194H11L10 192H9V190L7 189V188H5V190L4 191H2L1 190ZM60 192V191H59ZM62 192V193H61ZM60 192V194L58 193V196H56V197H54L51 201H52V204L51 205H56L57 207L59 206V207H61V206H64L65 204H67L66 202L68 201V200H70L73 196H74V194L76 193L74 190L73 191H70V192H64V191H61ZM182 192H180V194H182ZM205 192H207V191H205ZM175 193V192H174ZM174 193H171V195L173 194V195H175ZM199 194H201V193H199ZM223 194V193H222ZM32 195V194H31ZM195 196V195H194ZM188 196L186 195V198H187ZM5 199V198H4ZM188 199V198H187ZM218 199H220L221 201H222V199L220 198V197H218ZM6 200V199H5ZM221 201H218L217 203H219V202H221ZM184 203V202H183ZM25 204V203H24ZM216 205V204H215ZM234 205V204H233ZM187 206H191V205H188L187 204ZM6 207V208H7ZM191 209H194L193 207H191ZM190 209V210H191ZM193 214V215H192ZM196 215V214H195ZM196 217V216H195ZM194 217V218H195ZM184 218V217H183ZM193 218V219H194ZM195 219H197V218H195ZM124 220V221H123ZM141 220V221H140ZM124 222H126L125 224H134V227H127V226H124L125 224H124ZM199 223V222H198ZM128 228H129V230H128ZM89 239V238H88ZM109 240V239H108ZM108 240H106V239H104V240H101V241H97L96 242V247H104L105 248V246H108V244H109V242H108ZM110 241V240H109ZM80 243H82V241L80 242ZM68 244H70V243H68ZM67 244V245H68ZM65 245V244H64ZM71 245V244H70ZM69 245V246H70ZM72 245H75V244H72ZM69 246H67V248L69 247ZM77 246H79V244H77ZM76 245L73 247V248H75V247H77ZM64 247V246H63ZM62 248V247H61ZM69 248H71V247H69ZM72 248V249H73ZM78 248V247H77ZM76 248V249H77ZM63 249V248H62ZM71 249V250H72ZM64 250H65V247H64ZM69 250V249H68ZM75 250V249H74ZM73 250V251H74ZM76 251V250H75ZM58 253H59V251H58ZM61 253H64V252H61ZM60 253V254H61ZM112 255V254H111ZM119 254H114L112 257H111V260H113L114 258H116L117 256H118ZM61 258H60V260L58 261V262H56V263H54V264H73V263H75V262H77V261H79V260H81L82 262H84L85 264H95L94 262H93V260L91 259V256L89 255V254H83L82 252H80L79 254L77 253L76 255H73V256H71L69 259H67V260H63V261H61V259L63 258L62 257V254H61V256H60ZM252 262V261H251ZM246 263V262H245ZM247 264V263H246ZM251 264V263H250ZM252 264H254V263H252Z\"/></svg>", "mask_w": 264, "mask_h": 264}, {"label": "crops", "instance_id": "obj_3", "mask_svg": "<svg viewBox=\"0 0 264 264\" xmlns=\"http://www.w3.org/2000/svg\"><path fill=\"white\" fill-rule=\"evenodd\" d=\"M126 112L115 95L85 107L89 127L84 134L85 145L97 152L139 147L133 145L131 133L148 130V121L145 115L127 116ZM140 155L137 152L133 156ZM17 178L11 177L10 189L20 198L24 187ZM257 192L237 201L229 214L213 225L215 247L205 248L186 218L173 210L130 234V247L108 264H264V196Z\"/></svg>", "mask_w": 264, "mask_h": 264}]
</instances>
